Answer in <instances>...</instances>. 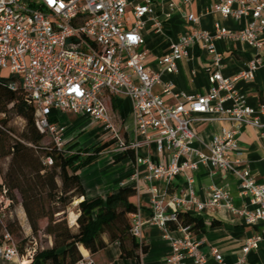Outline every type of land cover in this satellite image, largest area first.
<instances>
[{
	"label": "built area",
	"instance_id": "1",
	"mask_svg": "<svg viewBox=\"0 0 264 264\" xmlns=\"http://www.w3.org/2000/svg\"><path fill=\"white\" fill-rule=\"evenodd\" d=\"M189 3L190 0H184ZM131 7L132 21L127 25L126 10ZM212 10L223 17L251 20L239 31L214 24L210 33L198 27V17L188 14L192 24L172 43L169 51L158 63V71L145 65L146 49L141 33L146 18L154 13L153 0H0V74L18 76L26 94V100L35 109V125L47 134L54 145L67 151L63 137L64 128L50 121L51 110L83 115L102 124L117 138L110 152L136 149L140 144L155 143L156 151L170 154L168 163H154L149 157L136 154V164L142 165L148 177L170 181L185 170H196L200 163L233 173L239 180L240 193L249 196L253 209L236 207L228 191L214 187L210 196L201 201L192 189L188 197L171 196L156 190L150 198L151 223L162 230V238L170 245L165 264H227L215 247L210 248L213 263H208L201 251V240L189 225L178 221L180 206L189 205L197 211L226 207L245 224H260V231L247 238L241 254L234 264H244L245 256L264 240V184L257 183L248 167L237 166L234 155L239 152L238 135L241 127L262 126L260 115L264 105L255 110L245 102L244 95L235 86L237 79H252L257 69L264 67V59L258 55L246 63V68L233 77L222 74L223 56L216 51L214 40L236 39L255 47L264 46L259 35L264 33V0H219ZM157 30L160 22L154 21ZM200 43L210 55L213 67L211 86L206 94L192 95L176 91L171 80H163V74L177 71V61L189 54V48ZM159 86L164 94L177 99L176 104L166 105L154 92ZM128 96L136 138L132 142L122 140L113 126L108 102L113 97ZM230 101V106L224 103ZM230 122L222 127L208 145L204 154L194 143L200 138L193 128L199 120ZM48 164L52 163L47 158ZM192 182V177L187 178ZM0 197L1 216L11 204ZM167 208L170 209L167 212ZM144 221L139 211L131 215L130 231L140 239ZM38 246L31 237L29 248L20 253L17 240L4 231L0 240V260L12 264H29ZM73 264H96L93 256L81 248V258Z\"/></svg>",
	"mask_w": 264,
	"mask_h": 264
},
{
	"label": "crops",
	"instance_id": "2",
	"mask_svg": "<svg viewBox=\"0 0 264 264\" xmlns=\"http://www.w3.org/2000/svg\"><path fill=\"white\" fill-rule=\"evenodd\" d=\"M138 0H134L137 2ZM219 0H153L154 13L151 18H146V25L141 33L144 38L146 49L145 65L151 71H158L159 59L165 55L172 43L193 26L187 20V15L192 13L198 17V27L204 31L213 33L214 24L217 22L228 29L239 31L245 28L251 20L250 16L235 19L231 16L223 17L219 12L212 10V6ZM128 18L127 25L132 21V11L129 6L126 10ZM154 21L160 22V29L154 25ZM259 39L264 41V33L259 35ZM216 51L223 56L222 74L226 77H233L246 68V63L259 56L264 59V46L259 52L246 42L236 39L218 38L214 40ZM213 67L210 63V55L202 48L200 43H194L189 48V54L182 60L177 61V71L172 74H163V80H171L176 91L186 94L202 95L206 94L211 86L210 77ZM235 86L245 97L247 105L258 110L264 105V67L257 69L252 79H237ZM154 92L161 96L166 105H174L177 99L171 95L164 94L159 86L154 88ZM121 103L117 110L113 109L112 99L108 102V109L111 118L116 117L113 123L119 137L132 142L141 136H136L134 122L131 114L132 102L128 96H120ZM225 106H230L231 102L226 101ZM113 116V117H112ZM55 123L64 128L63 137L67 145L78 147L77 140L67 138L66 133L78 125L79 119H83L82 126L89 124L87 135L95 139V142L105 139L109 134L102 124L90 120L83 115H76L70 112H63L56 108L51 110V116ZM199 120L193 122V128L200 140L194 143L195 148L209 153L208 145L213 136L222 127L230 128V122L205 121L201 120L205 115H196ZM113 120V119H112ZM261 127L254 128L243 126L238 135L239 152L233 159L237 160V166L248 167L257 183L264 184V115H260ZM71 127V128H70ZM133 153L119 162L113 161L114 152H103L99 157L80 170V179L85 190V196L92 198L105 196L116 191L121 185H130L136 189L135 202L138 206L140 217L145 222L142 229L141 238L126 239L123 246L119 241H110L107 236H103L106 242L105 247L93 254L96 264H165L170 253V245L162 238V230L151 223L152 210L150 198L154 191L165 193V200L171 196L188 197L189 188L195 196L203 201L207 199L214 187L228 191L232 197V203L236 207H246L253 209L249 196L242 195L239 189V180L231 172L220 170L210 163H200L196 170H185L173 177L169 182L165 179H155L148 177L147 171L142 165L136 164V154L147 156L154 163L166 164L170 154L167 151L158 153L155 143H142ZM192 177V182L187 178ZM82 199H77L79 202ZM76 205L77 203H73ZM76 210V208H75ZM179 211L189 212L199 215L205 224V232L195 233L201 240V251L206 255L208 263H213L210 255V248L215 247L222 254L225 263L234 264L241 254L244 241L252 235L259 233L260 224L248 225L237 215L231 213L226 207L219 209H206L202 212L194 207L183 205ZM170 211L169 208L166 210ZM76 215V214H75ZM15 216L18 218L25 235L30 234L25 213L20 202ZM69 220L70 224L75 222ZM213 223V225H212ZM52 242L49 240V245ZM131 251V255L124 254ZM244 264H264V240L260 241L258 247L251 249L245 256Z\"/></svg>",
	"mask_w": 264,
	"mask_h": 264
},
{
	"label": "trees",
	"instance_id": "3",
	"mask_svg": "<svg viewBox=\"0 0 264 264\" xmlns=\"http://www.w3.org/2000/svg\"><path fill=\"white\" fill-rule=\"evenodd\" d=\"M120 103V98H112L113 109L117 110ZM10 113L23 121L20 132L10 124ZM50 121L55 120L50 117ZM46 136L49 138L35 125V109L27 102L18 76L0 74V197L5 188L4 196L11 200L3 217L0 212V240L4 231L13 236L22 232L18 218H8L18 197L32 234L37 235L39 221L46 219L43 233L52 238L51 245L37 246L29 264H73L81 258V248L92 256L102 250L106 245L105 235L110 241H119L123 248L128 238L136 242L130 231L131 215L138 210L134 199L136 189L121 185L105 196L87 198L80 179V170L103 152H110L117 138L101 140L85 148L70 145L64 151L50 138L43 143ZM132 153V150L115 152L113 161L119 162ZM47 158H51V164L46 162ZM4 164L6 166L2 167ZM74 201L76 218L74 224H70L66 208ZM177 218L194 233L205 232L199 215L178 210ZM27 237L35 238L30 234ZM18 247L22 253V248ZM124 254L132 253L124 249ZM0 264L12 263L0 260Z\"/></svg>",
	"mask_w": 264,
	"mask_h": 264
},
{
	"label": "rangeland",
	"instance_id": "4",
	"mask_svg": "<svg viewBox=\"0 0 264 264\" xmlns=\"http://www.w3.org/2000/svg\"><path fill=\"white\" fill-rule=\"evenodd\" d=\"M2 75H7L8 74V70L4 69L1 71ZM113 117V116H112ZM9 119H10V124L18 131L20 132V129L22 127L23 121L17 117L14 113H10L9 114ZM112 122L114 123L115 121H117L116 117L114 116L112 118ZM83 119H79L78 121V125L74 126L73 128H71L67 133H66V137L72 138V140H77V144L79 148H85L91 144L94 143L95 139L92 137H89V135H87L89 128V124H86L85 126L81 125L83 124ZM107 139H111V134H109L105 139L103 140H107ZM49 141V138L46 136L44 137V139L42 140L43 143H47ZM5 163V162H4ZM6 164L2 165V167H5ZM74 202H72L67 208H66V218L67 220L71 221L73 220V218L76 216V205L73 204ZM18 204H19V198L17 197V201L14 203L12 209H11V214H9L10 219L15 218V214H16V210L18 208ZM57 216L59 217L60 215L57 214ZM69 221V223H70ZM47 220L46 219H42L39 221V226H40V231L37 233V235H33L32 232L30 231V236H34L35 239L37 240L38 246L39 247H47L49 246V240H51L52 242V238L48 237L46 234L43 233V227L45 226ZM74 224V223H72ZM15 239L17 240L18 245L22 248V253H25L26 249L29 248L30 245V240L31 237H27V235H25V233L23 232H19L14 234ZM30 239V240H29Z\"/></svg>",
	"mask_w": 264,
	"mask_h": 264
}]
</instances>
